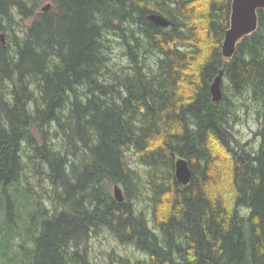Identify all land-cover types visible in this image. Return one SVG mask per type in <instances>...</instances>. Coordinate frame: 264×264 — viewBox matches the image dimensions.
I'll return each mask as SVG.
<instances>
[{
    "label": "trees",
    "instance_id": "1",
    "mask_svg": "<svg viewBox=\"0 0 264 264\" xmlns=\"http://www.w3.org/2000/svg\"><path fill=\"white\" fill-rule=\"evenodd\" d=\"M231 10L232 0H0V264H96L88 244L104 230L141 255L110 252L106 264H264V10L228 60ZM15 13L28 20L20 30ZM250 109L258 141L241 143L233 127ZM28 164L53 211L24 182Z\"/></svg>",
    "mask_w": 264,
    "mask_h": 264
},
{
    "label": "rangeland",
    "instance_id": "2",
    "mask_svg": "<svg viewBox=\"0 0 264 264\" xmlns=\"http://www.w3.org/2000/svg\"><path fill=\"white\" fill-rule=\"evenodd\" d=\"M48 2V1H47ZM47 2H44L42 5L39 6V10H41V7L46 4ZM15 20L18 21L17 25L15 26L16 30H20L22 28V25L25 24L26 20H22V18L15 13L14 15ZM20 22V23H19ZM113 55L114 60L117 61L120 64L126 63L127 59L123 55V49L120 46L119 43L116 41L113 43ZM242 114V120L238 123L234 124L233 132L234 136L239 140L241 143H248L250 140H253V143L258 141L256 139L255 132L258 129L259 122L257 119V116L255 114L254 109H250L249 114L245 111L241 112ZM132 153L129 152V158L132 160ZM27 159V158H26ZM27 162H30L28 159ZM134 165H136V162L134 160ZM143 171V168H140ZM45 176V175H44ZM24 182H29L31 187L38 191L39 193H42L44 197H46L45 201L43 200L44 204L46 205V208L48 211L54 210V204L53 201L48 200L49 196V183L46 178L40 179V176L34 171L31 164H28L27 169L25 170L24 174ZM142 207L144 209H148L147 201H142ZM9 237V235H6V233H3L0 235V240L2 241L4 238ZM17 237V241H19ZM90 256L91 259L96 264H106V262L109 260L108 254L110 252H116L122 255L130 256V257H137L141 256L140 252H138L135 247L128 244H121L116 237L110 233L108 230H104L100 234H97L93 236L88 244Z\"/></svg>",
    "mask_w": 264,
    "mask_h": 264
},
{
    "label": "water",
    "instance_id": "3",
    "mask_svg": "<svg viewBox=\"0 0 264 264\" xmlns=\"http://www.w3.org/2000/svg\"><path fill=\"white\" fill-rule=\"evenodd\" d=\"M52 8V3L47 2L41 7L42 11ZM264 10V0H232L230 26L226 30L222 44V54L225 59H231L236 51L238 43L242 39L257 30L259 25L258 10ZM149 19L159 26H169L172 22L165 16L157 13L149 15ZM4 37V35H2ZM222 71L215 77L211 84L212 99L220 102L223 98ZM192 171L186 158L181 157L176 161L175 176L177 180L187 185L191 180ZM114 196L118 201L124 200L121 186L116 184L113 189Z\"/></svg>",
    "mask_w": 264,
    "mask_h": 264
},
{
    "label": "flooded vegetation",
    "instance_id": "4",
    "mask_svg": "<svg viewBox=\"0 0 264 264\" xmlns=\"http://www.w3.org/2000/svg\"><path fill=\"white\" fill-rule=\"evenodd\" d=\"M2 35H4V37H2ZM0 38H1L2 42L5 43L6 40H7V33H6V32H2V33L0 34Z\"/></svg>",
    "mask_w": 264,
    "mask_h": 264
},
{
    "label": "bare ground",
    "instance_id": "5",
    "mask_svg": "<svg viewBox=\"0 0 264 264\" xmlns=\"http://www.w3.org/2000/svg\"><path fill=\"white\" fill-rule=\"evenodd\" d=\"M153 14V13H152ZM151 15V14H150ZM149 17V16H148Z\"/></svg>",
    "mask_w": 264,
    "mask_h": 264
}]
</instances>
